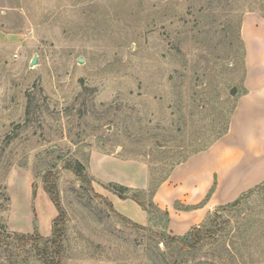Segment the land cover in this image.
<instances>
[{
    "label": "rangeland",
    "instance_id": "1",
    "mask_svg": "<svg viewBox=\"0 0 264 264\" xmlns=\"http://www.w3.org/2000/svg\"><path fill=\"white\" fill-rule=\"evenodd\" d=\"M253 11L264 17V0H0V233L21 234L9 227L8 185L28 173L32 189L56 186L64 264H151L165 217L155 214L148 231L114 217L95 198L90 155L143 171V188L102 186L125 187L151 210L173 169L225 135L244 87L241 19ZM76 162L90 185L73 173ZM104 170L117 180L127 171ZM11 186L21 205L22 183ZM248 196L247 219L236 220L239 230L231 223L247 241L232 252L264 264V182ZM212 213L199 227H211ZM204 252L188 264L208 262ZM0 264L42 263L12 242Z\"/></svg>",
    "mask_w": 264,
    "mask_h": 264
},
{
    "label": "crops",
    "instance_id": "2",
    "mask_svg": "<svg viewBox=\"0 0 264 264\" xmlns=\"http://www.w3.org/2000/svg\"><path fill=\"white\" fill-rule=\"evenodd\" d=\"M244 47V87L231 115L227 133L207 150L177 165L153 194V204L167 213V232L182 237L199 227L210 213L236 201L264 182V17L247 12L240 24ZM107 164V165H105ZM105 166H125L122 179H108ZM113 168V167H112ZM89 173L96 194L106 199L113 210L131 223L147 227L146 212L131 199H120L103 183L132 188L145 187L146 176L136 166L119 158L91 153ZM22 183L23 203L13 195L12 184ZM28 173L15 174L9 181V227L17 233L48 238L57 217L55 206L42 187L32 189ZM14 200V201H13Z\"/></svg>",
    "mask_w": 264,
    "mask_h": 264
},
{
    "label": "trees",
    "instance_id": "3",
    "mask_svg": "<svg viewBox=\"0 0 264 264\" xmlns=\"http://www.w3.org/2000/svg\"><path fill=\"white\" fill-rule=\"evenodd\" d=\"M29 105L30 101L28 102L26 109L27 115L29 113ZM228 127L229 124L225 123L221 129V135L227 133ZM212 144H214V142L209 143L199 152L207 150ZM72 171L83 183L90 185V179L84 174V168L80 163L76 162L74 167H72ZM47 183L48 181H43V189L49 196L51 202L58 212V216L52 225L50 237L43 238L37 233H33L31 235H21L2 232L0 233V247L3 248L4 251H8L12 242L18 245V249H21V247L30 246L31 250L34 251L36 258L42 264H64L63 242L66 220L59 207L56 186L50 184L48 185ZM110 187L120 199H127V188L117 185H110ZM252 190L253 189L241 195L233 203L218 207L212 213L210 228L202 229L201 227H193L182 237H175L168 234V216L166 212L160 211L153 204V202L150 206L152 209L148 210V208L144 206L136 196H131L130 198L146 212L149 225L155 214L158 212H161L165 217V224L162 226L163 233H152V237H155L156 241L153 239L152 244H154V246L148 250V252L151 254V264H188L189 260L194 261L196 254L204 251V254H206L205 256L210 258L208 262L198 261L196 263L193 262L192 264H217V256L215 254L217 249H221L225 255L230 258V261L228 260L227 264H242V258L244 256L235 254L232 252V249L235 250L236 245H239V247L242 248L246 243L247 238L244 233L238 231L237 233L236 231L235 233H231V223H233L235 228L237 227V230H239L240 224L239 221L236 220H239V218H241V221L245 218L247 219L248 215H244L242 210L247 204L249 199L248 195L251 194ZM95 198L99 199L107 207L108 211L117 219L125 222L136 230L148 231L149 225L147 227L135 225L118 215L106 199L97 194H95ZM221 214H227V218L224 219ZM159 244L163 245L165 252L161 253L159 251ZM206 248L210 249L209 252L205 250ZM232 253L235 255H232ZM220 261L223 263V260Z\"/></svg>",
    "mask_w": 264,
    "mask_h": 264
},
{
    "label": "water",
    "instance_id": "4",
    "mask_svg": "<svg viewBox=\"0 0 264 264\" xmlns=\"http://www.w3.org/2000/svg\"><path fill=\"white\" fill-rule=\"evenodd\" d=\"M79 62H81V60H79ZM36 63V58H33L32 61H31V66L34 65ZM231 93L234 94L235 93V88H233L231 90Z\"/></svg>",
    "mask_w": 264,
    "mask_h": 264
}]
</instances>
